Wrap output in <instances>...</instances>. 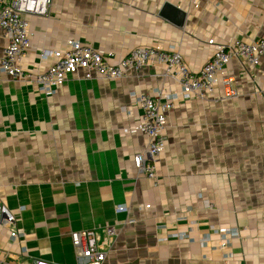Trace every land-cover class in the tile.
<instances>
[{
    "label": "crops",
    "instance_id": "obj_1",
    "mask_svg": "<svg viewBox=\"0 0 264 264\" xmlns=\"http://www.w3.org/2000/svg\"><path fill=\"white\" fill-rule=\"evenodd\" d=\"M27 22L32 77L74 43L110 65L135 49L173 52L196 72L217 46L264 39V0H52ZM43 50L58 55L43 60ZM224 77L236 98L222 99ZM178 90L160 65L119 81L73 72L51 97L0 70L5 262L77 264L70 235L91 230L103 264H264V57L230 61L213 101L175 103L154 186L133 166L147 147L136 97Z\"/></svg>",
    "mask_w": 264,
    "mask_h": 264
},
{
    "label": "built area",
    "instance_id": "obj_2",
    "mask_svg": "<svg viewBox=\"0 0 264 264\" xmlns=\"http://www.w3.org/2000/svg\"><path fill=\"white\" fill-rule=\"evenodd\" d=\"M52 0H0V70L11 80L32 79L38 90L45 96L54 95L56 88L66 81L73 72H83V79L94 76L108 81H119L129 76L133 71H140L153 65L164 68L165 75L174 80L179 90L159 97L150 94H140L136 97L138 107L142 112L138 131L147 140L144 153L133 157V166L139 175L158 185L156 169L151 162L164 150L163 132L167 125L168 115L175 103L188 101L192 98L213 101V93L217 76L233 59L242 60L249 66H254L260 57H264V39L243 43L235 41L230 45L215 47L210 60L198 71L193 72L183 62L181 57L173 52L160 49H135L114 65L107 62L104 54L90 46L74 43L68 51L60 55L59 61L48 67L43 73L29 76L23 70L22 60L29 45V24L27 17H47ZM4 43V44H3ZM58 54L43 50L40 58L46 60ZM222 99L230 100L237 97L233 87V79H220ZM118 212L127 211L118 207ZM13 217L6 213L0 205V223L10 225ZM14 239L16 235L11 233ZM72 247L76 253L77 264H103L106 251L98 243L94 231L74 232L70 235ZM0 264H8L0 256ZM31 264H51L35 260Z\"/></svg>",
    "mask_w": 264,
    "mask_h": 264
}]
</instances>
